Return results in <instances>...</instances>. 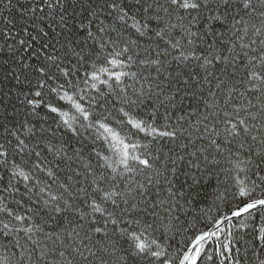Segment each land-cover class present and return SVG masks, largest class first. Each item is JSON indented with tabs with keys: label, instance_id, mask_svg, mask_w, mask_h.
<instances>
[{
	"label": "snow or ice",
	"instance_id": "obj_1",
	"mask_svg": "<svg viewBox=\"0 0 264 264\" xmlns=\"http://www.w3.org/2000/svg\"><path fill=\"white\" fill-rule=\"evenodd\" d=\"M0 69V264H264V0H0Z\"/></svg>",
	"mask_w": 264,
	"mask_h": 264
},
{
	"label": "trees",
	"instance_id": "obj_2",
	"mask_svg": "<svg viewBox=\"0 0 264 264\" xmlns=\"http://www.w3.org/2000/svg\"><path fill=\"white\" fill-rule=\"evenodd\" d=\"M12 84H14V81H12L11 78H9L8 80H4L3 70L0 69V88H5L6 85L11 86ZM0 99H2V97H0ZM183 179L184 178L181 177V180ZM212 183L214 184L215 181H213ZM211 192H212V188L208 187L207 185L201 186L200 197L198 198V202L190 208L189 216L186 217L187 219H190L192 215H195L200 208L207 207V205L210 203L211 200V196H210ZM214 214L215 213L213 212V215Z\"/></svg>",
	"mask_w": 264,
	"mask_h": 264
}]
</instances>
